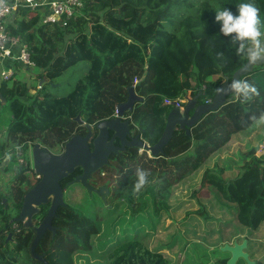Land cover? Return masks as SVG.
I'll return each mask as SVG.
<instances>
[{
  "label": "trees",
  "instance_id": "trees-1",
  "mask_svg": "<svg viewBox=\"0 0 264 264\" xmlns=\"http://www.w3.org/2000/svg\"><path fill=\"white\" fill-rule=\"evenodd\" d=\"M240 2L87 0L79 16L59 25H44L38 13L25 9L14 13L8 33L28 45L40 72L29 87L0 84L6 100L0 105V126L7 127L13 146L12 163L4 171L14 177L0 194V264H41L31 249L35 227L48 206L34 216L31 228L14 221L25 194L36 184L29 173L34 174L33 169L14 172L17 153L25 157L34 145L61 152L73 136L87 134L86 125L92 126V148L96 125L115 116L117 105L127 100L129 86L145 97L126 114L131 128L155 144L173 108L165 104L166 99L197 96V105L210 102L225 77L231 79L246 64L245 52H237L213 22L217 8L235 12ZM250 2L258 9L264 32V0ZM34 38L40 50L31 45ZM83 62L89 66L72 89L54 95V87L68 84L63 76ZM241 80L255 85L258 94L247 99L231 95L227 104L203 116L190 135L177 128L164 155L148 157L137 148L112 154L89 180L91 187L109 190L106 203L80 183L67 185L82 173L81 168L63 180L65 205L53 220L56 234H45L36 253L49 264H57V257L63 258L61 264L73 263L75 255L84 256L87 264H172L176 255L191 246L185 235L221 246L231 236L243 241V235L250 260L264 264V154L255 156L258 149L243 158L232 180H223L220 170L206 167L203 179L209 184L208 196L198 204L197 213H187L182 234L171 202L176 185L195 174L235 135L264 125L257 119L264 114V65ZM7 155L0 157V165ZM137 170L146 173L139 190L134 189ZM216 262L226 264L222 258Z\"/></svg>",
  "mask_w": 264,
  "mask_h": 264
},
{
  "label": "water",
  "instance_id": "water-1",
  "mask_svg": "<svg viewBox=\"0 0 264 264\" xmlns=\"http://www.w3.org/2000/svg\"><path fill=\"white\" fill-rule=\"evenodd\" d=\"M264 65V58L246 64L238 69L229 79L225 77V81L219 87L220 91L216 92L214 98L209 103L197 105V96L189 99L184 108L174 107L170 110L166 118L164 131L160 139L153 145L147 143L140 135L133 136L131 121L124 120L125 112H132L135 105L143 103L144 98L135 92L134 86L127 88V100L117 105V114L110 118L99 122L96 125L98 131L97 136L93 139L91 149L89 141L92 138V126L86 125L88 130L86 135H75L69 139L61 154H53L48 149L40 145H34L31 148L32 169L41 179L36 183L24 196L23 204L18 216L14 219L17 223L25 226H33V218L39 214L40 207L50 203L47 215L41 223L35 227L36 236L32 244V255L35 260L42 264H49L43 255L36 253V248L47 231L56 234V228L53 227L52 221L57 214V210L65 205L64 191L61 182L72 175L76 169L82 168L83 173L77 175L72 183L82 184L89 193H96L106 203L109 190L106 187L95 189L90 186L89 180L92 175L108 164L111 154L125 150L126 146L137 148L141 152L145 151L151 157L164 155V149L170 142L174 131L179 128L185 130L190 135V129L194 127L203 116L217 111L219 108L228 103L229 97L235 94L228 86L234 79L241 80L242 77L249 75L255 67ZM200 91L199 94H201ZM0 101L5 104L6 100L0 94ZM79 125L82 124L79 118H76ZM112 132V137L109 134ZM110 138V139H109ZM118 139L120 146L116 147L114 141ZM264 154V150L258 153V157ZM14 171L22 172L17 164ZM4 203L6 200L4 199ZM11 234L9 239H11ZM247 247V240L242 244L234 243V245H224L220 247L222 252L231 254L227 264H236L240 258H243L248 264H254L250 261L249 256L243 250Z\"/></svg>",
  "mask_w": 264,
  "mask_h": 264
},
{
  "label": "rangeland",
  "instance_id": "rangeland-1",
  "mask_svg": "<svg viewBox=\"0 0 264 264\" xmlns=\"http://www.w3.org/2000/svg\"><path fill=\"white\" fill-rule=\"evenodd\" d=\"M30 43L35 49L40 50L39 49L40 46L38 45L39 42L35 38L32 39ZM88 66H89L88 62H83L70 69L63 76V78H65V80L68 81V84L66 85L61 84L59 86L54 87L52 89L53 94L56 96H61L63 94L68 93L74 86L77 79L85 74ZM39 72H40V67L28 69L23 64H21V67L17 70V74H14L6 84L10 87L16 86L18 84L19 85L25 84L26 86L29 87L31 86V83L33 82L35 76ZM60 82H62V80H60ZM1 83H2V78L0 74V84ZM31 93L35 95L37 91L31 90ZM189 97L192 98L191 96ZM143 98L145 100V97ZM7 110L5 109L6 118L9 115L8 114L9 112ZM2 131L4 133L3 145L6 147L4 151L5 153L8 149H12L11 147L13 146L12 143L9 142L8 140L7 130H2ZM31 148L32 146L28 148L27 154L25 156L28 162L31 160ZM255 149L256 150L258 149V152L255 154V156H257L258 153L264 150V125L261 127H257V129L249 130L240 133L238 135H235L228 145L217 151L195 174L189 176L188 178H186L185 181L176 185V187L173 190V196L171 202L172 205H174L175 207L174 218L176 222V227L178 228V230H180L179 232L181 234L183 232L182 221L187 220L185 218L186 216H188L187 213H190L189 215H191L192 213H197L196 211H198V204L204 203L206 197L208 196L209 184L203 179V175L206 167H210V169L215 168L220 170V175L223 178V180L226 181L232 180L238 176L242 166L243 158L249 157L250 155L252 156L253 151ZM51 152L59 153L57 149L55 151L52 150ZM138 153L141 154L142 152L139 151ZM0 154L2 155V152H0ZM20 154L22 153L21 152L17 153L16 159L14 157V161L16 162V165L18 164L17 163L18 156H20ZM147 156L151 157V155L149 154H147ZM8 173H9V178H5V180H3L2 175L4 174V172L3 170H0V194L5 193V190L8 189L9 182L12 183V180H14V177H12L13 174L11 172ZM241 238L243 241L246 240L244 239L243 235L241 236ZM185 239L186 241H189L187 242V244L191 246L187 247V250H185V252H180L178 255H176L174 257V262L172 264H217L216 260L218 258H222L224 259V261H226L227 258H229L230 256L229 252H222L220 250V247L222 246L219 243H214L213 241H211L212 243L206 242L203 240V238L200 237L197 238L196 236L191 238L188 235H185ZM236 239L237 238L231 236V239L225 241L224 243H222V245H226V244L232 245L233 241L234 240L236 241ZM190 241H194V242H190ZM192 246L194 247V250H192ZM217 247L218 249H216ZM62 261L63 258L60 257H57L55 260L57 264H61ZM68 264H87V263H86V258L84 256L75 255L74 262L73 263L69 262ZM241 264H245V263L242 261Z\"/></svg>",
  "mask_w": 264,
  "mask_h": 264
},
{
  "label": "built area",
  "instance_id": "built-area-1",
  "mask_svg": "<svg viewBox=\"0 0 264 264\" xmlns=\"http://www.w3.org/2000/svg\"><path fill=\"white\" fill-rule=\"evenodd\" d=\"M87 0H0V61L4 59H14L23 64L26 68H35L36 64L32 60L31 53L26 43L20 37L12 36L8 33V24L14 13L19 9H25L32 13H38L42 24H63L65 20L76 18L79 16ZM18 49L17 55L14 57V51ZM15 72L7 70L1 73L4 81H9ZM135 83L137 80L134 81ZM205 89V86L201 91ZM191 99L189 96L176 100L166 99L165 104H170L173 108H184L187 101ZM206 103H209L207 101ZM18 165L23 170L31 168L23 154L18 156ZM30 174L31 171H29ZM37 179L40 178L36 175Z\"/></svg>",
  "mask_w": 264,
  "mask_h": 264
},
{
  "label": "clouds",
  "instance_id": "clouds-1",
  "mask_svg": "<svg viewBox=\"0 0 264 264\" xmlns=\"http://www.w3.org/2000/svg\"><path fill=\"white\" fill-rule=\"evenodd\" d=\"M214 23L219 25L218 33L227 37L236 45L237 52H245L250 63L264 58V32L261 31L262 21L258 15L257 7L250 0H241L236 5L235 12L228 7L215 10ZM235 94L243 99L258 94L255 85L247 80L234 79L228 86ZM219 92L220 89H217ZM264 121V114L258 118ZM135 190H139L145 183L146 173L137 170Z\"/></svg>",
  "mask_w": 264,
  "mask_h": 264
},
{
  "label": "crops",
  "instance_id": "crops-1",
  "mask_svg": "<svg viewBox=\"0 0 264 264\" xmlns=\"http://www.w3.org/2000/svg\"><path fill=\"white\" fill-rule=\"evenodd\" d=\"M17 53H18V49H15V51H14V57L17 55ZM20 67H21V63L19 61H17V60H14L13 58L12 59H4V60L0 61V69H1L0 71H1V73L4 72V71H7V70H12L13 72H15L14 74H17V70ZM2 82L7 83L8 81L6 82V81H4L2 79ZM0 105H4V104L0 102ZM9 117H10V115H8L7 118H9ZM2 130H7V127L0 126V152H2V155H4V154L7 155L8 154L7 157H6V159L0 165V170H3V172H4V174L2 175V178H3V180H5V178H9V173L8 172L6 173L4 171V169L6 167H8L9 165H11L12 161L10 163V160H11L13 154L11 153L12 149H8L4 153L6 147L3 145V141H4L3 140L4 139L3 138V135H4V133H3ZM2 155L0 154V157ZM13 166H16V162H15V164ZM14 172H16V171H14Z\"/></svg>",
  "mask_w": 264,
  "mask_h": 264
},
{
  "label": "flooded vegetation",
  "instance_id": "flooded-vegetation-1",
  "mask_svg": "<svg viewBox=\"0 0 264 264\" xmlns=\"http://www.w3.org/2000/svg\"><path fill=\"white\" fill-rule=\"evenodd\" d=\"M116 114H117V111H116L115 115H116ZM126 114H127V112L124 113V120H127V115H126ZM132 132H133V133H132L133 136H137V135H138V134H137V131H135V130H133V129H132ZM97 134H98V133H97ZM83 136H84V135H83ZM96 136H97V135H96ZM109 136H110V138L112 137V132H110ZM92 138H93V134H92ZM92 138H91V139H92ZM110 138H109V139H110ZM91 139H90V140H91ZM89 142H90V141H89ZM92 142H93V141H92ZM89 145H90V144H89ZM114 145H115L116 147H119V146H120V141H119L118 139H116V140L114 141ZM92 146H93V145H92ZM129 148H131V147L126 146L125 150H127V149H129ZM91 149H93V147H92ZM125 150H123V151H125ZM62 151H63V150H62ZM62 151L59 152V153L54 152L53 154H61ZM119 152H121V151H119ZM119 152H118V153H119ZM51 153H52V152H51ZM113 154H116V153H113ZM111 155H112V154H111ZM111 155H110V157H111ZM110 157H109V159H110ZM109 159H108V162H109ZM78 169H79V168H78ZM81 169H82V168H81ZM76 170H77V169H76ZM76 170H75V171H76ZM74 173H75V172H74ZM74 173H73V174H74ZM82 173H83V170H82ZM82 173H80V174H82ZM80 174H77V175H80ZM31 175H33V176H32V181H33V182L38 183L39 180L41 179V177H40L39 179H37L36 176H35L34 174H31ZM77 175H76V176H77ZM70 176H71V175H70ZM70 176H69V177H70ZM76 176H75V177H76ZM69 177H68V178H69ZM66 179H67V178H66ZM64 180H65V179H64ZM73 180H74V179H73ZM73 180H72V181H73ZM72 181H71V182H68L67 185L71 184ZM61 183H62V182H61ZM61 186H62V185H61ZM62 188H63V187H62ZM63 191H64V190H63ZM43 206H48V211H49L50 203L47 204V205H43ZM43 206L40 207V210L42 209ZM58 210H59V209H58ZM58 210H57V212H58ZM48 211H47V213H48ZM39 212H40V211H39ZM47 213L45 214V216L47 215ZM56 215H57V214H56ZM45 216H44V217H45ZM55 217H56V216H55ZM53 220H54V219H53ZM52 225H53V221H52ZM24 226H25V225H24ZM37 226H38V225H37ZM37 226H36V227H37ZM25 227H28V226H25ZM53 227H54V226H53ZM29 228H31V227H29ZM55 228H56V227H55ZM56 230H57V228H56ZM48 232H50V231H47L45 234H47ZM35 234H36V232H35ZM52 234H53V233H52ZM35 236H36V235H35ZM44 236H45V235H44ZM44 236H43V237H44ZM235 242H238V240H237V239H236V241L234 240L233 243H232V245H234ZM242 242H243V241H239L238 243L241 244ZM243 251L246 252V248H245ZM248 256H249V255H248ZM230 257H231V254H230L229 258H227V260H226V264H227V261L230 259ZM249 259H250V258H249ZM241 260H242L245 264H248L243 258H240V259L237 261L236 264H241V262H242ZM36 261H37V260H36ZM250 261H251V260H250ZM38 262H39V261H38ZM252 262H254V264H255V261H252ZM40 263H41V262H40ZM41 264H42V263H41Z\"/></svg>",
  "mask_w": 264,
  "mask_h": 264
}]
</instances>
